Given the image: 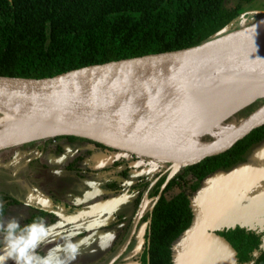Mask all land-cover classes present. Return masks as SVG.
<instances>
[{"label":"trees","instance_id":"trees-1","mask_svg":"<svg viewBox=\"0 0 264 264\" xmlns=\"http://www.w3.org/2000/svg\"><path fill=\"white\" fill-rule=\"evenodd\" d=\"M254 1L243 0V3L250 5ZM225 2L0 0V76L50 78L87 66L196 47L241 27L233 24L244 11L243 4L228 8ZM257 106L251 104L241 111L244 116L240 120L254 112ZM227 112L197 118L186 110L175 115L171 124L194 138L211 141L213 136L220 137L229 131L231 126L225 121L230 115ZM143 132L152 135L146 129L138 134L143 136ZM206 133L210 135L203 139ZM60 138L83 140L115 151L88 139L74 136L55 139ZM263 141L264 126H261L228 151L206 158L173 176L152 214L149 212L147 216L145 244L138 263L174 264L173 245L190 229L194 220L192 193L217 171L244 161L246 154ZM113 164L112 168H117L122 161ZM128 171L129 167L122 176ZM166 179L167 175H163L154 185V180L139 183L134 203L136 210L140 209L145 190L150 197H156ZM117 187L115 181L109 184V188ZM5 213L3 208L0 221ZM38 213V217L47 215L44 211ZM26 221L32 222L31 219ZM216 234L231 246L237 264H264L262 234L239 225L218 230Z\"/></svg>","mask_w":264,"mask_h":264},{"label":"rangeland","instance_id":"rangeland-1","mask_svg":"<svg viewBox=\"0 0 264 264\" xmlns=\"http://www.w3.org/2000/svg\"><path fill=\"white\" fill-rule=\"evenodd\" d=\"M241 4L244 11L233 26L243 27L249 25L248 23L255 18L264 16V0H255L250 5L243 3V0L225 2L228 8ZM240 98L228 96L221 99L222 101L215 99L197 102L191 106L190 111L205 115L211 109L231 108L232 105L229 104L232 102L229 101H237ZM192 99L194 98L190 97L186 103ZM247 101L249 99H245V102ZM260 101L253 104L256 103L257 107H260L264 100ZM241 111L228 118L226 124L233 126V122L240 121V117L244 116ZM209 135L210 133H206L202 138L207 139ZM55 140L58 142L53 143ZM59 141L60 139L55 138L43 139L0 149V193L18 196L20 200L23 199L40 209L43 207L36 204H42L41 201L46 199L48 204L42 205L50 212L65 210L67 206L75 208L67 213L61 211L66 218H55L50 221L49 215L41 216L46 224L54 226V231L37 249L38 253L44 255L48 249L63 245L70 237L74 243L86 240L81 247V255L72 264H140L138 258L145 244L147 216L155 197H150L145 190L140 209L133 215L134 226L131 228L132 224L128 228L129 232H126L127 227L123 228L120 223L113 224L125 210H128L126 205L132 206L133 200L137 197L139 183L154 180V185L161 176L169 175L171 164L132 154L102 150L82 141V149L69 160L84 154L92 158L93 163V155L101 153L107 157L100 168L103 170L100 174L93 175L95 169L93 164L88 168L85 163L79 164L76 161L73 164L76 170L69 173L66 169L69 160L66 163L60 162V159L50 156L49 151L41 157V145L47 143L49 148H57ZM33 151L31 159L34 160H27L28 153ZM120 156L122 164L112 168ZM18 160H22L21 171L16 170L19 163L14 164ZM128 167V174L122 176V172ZM83 172H86L83 178L87 180L83 182L84 184L78 180ZM179 172L177 171L175 175ZM75 176L77 180L74 179ZM112 181L116 182L118 188L123 189L122 196L113 195L109 191L108 183ZM75 183H79L78 187ZM192 205L194 210L192 226L173 245L174 264H237L233 249L216 232L238 225L262 234L264 246V141L254 146L246 154L244 161L221 169L205 179L199 189L192 193ZM34 211L23 205L8 206L5 217L12 218L10 215L14 212L16 219L23 226L28 224L26 220L33 221L34 215V218L38 217L39 213ZM6 218L2 220L5 223L8 220ZM4 250L3 236L0 235V254H3ZM6 264H15V261L10 259Z\"/></svg>","mask_w":264,"mask_h":264},{"label":"water","instance_id":"water-1","mask_svg":"<svg viewBox=\"0 0 264 264\" xmlns=\"http://www.w3.org/2000/svg\"><path fill=\"white\" fill-rule=\"evenodd\" d=\"M234 45L243 49L257 46L238 53L226 71L255 68L264 63V16L219 38L181 51L87 66L43 79L0 76V149L43 139L74 136L125 154L169 162L172 167L151 206L152 214L177 171L228 151L252 131L264 126V103L229 127L224 135L202 141L151 115L139 101L140 97L152 94L142 77L147 76L148 72L168 70L196 72L206 67L219 51ZM207 48L209 51L205 50ZM199 50L206 51L199 61L181 60ZM163 81L168 88V81ZM245 99L232 101L227 119L254 102L264 100V96L248 102ZM16 122L33 123L52 133L43 138L5 144L6 137L17 132L13 128ZM135 129L149 130L152 135L144 132L143 136L139 135ZM133 130L136 131L135 135L132 134ZM42 210L66 218L57 211ZM151 222L152 217L149 219L150 225ZM150 230L149 226V235ZM147 244L149 247V238Z\"/></svg>","mask_w":264,"mask_h":264},{"label":"bare ground","instance_id":"bare-ground-1","mask_svg":"<svg viewBox=\"0 0 264 264\" xmlns=\"http://www.w3.org/2000/svg\"><path fill=\"white\" fill-rule=\"evenodd\" d=\"M256 46L244 47V49L238 45L226 47L224 50L219 51L206 67L196 72L175 70L161 73L148 72L147 76L142 78L146 81L152 94L140 97L139 101L152 116L171 123L175 115L186 110L197 118H203L215 113L229 111L232 108L211 109L205 115H200L190 111L191 106L197 102L221 100L228 96L246 97L251 101L255 97L264 96V63L255 68L239 71L225 70L238 53ZM205 50L209 51V48ZM205 50L196 51L187 57H182L181 60L199 61L200 57L206 52ZM163 79L168 81V88H166ZM219 91H224L220 93L226 94H220ZM143 94H145V91H143ZM190 97L194 99L186 103ZM229 102H232V100ZM13 128L17 132L7 136L4 141L5 144L43 138L52 133L49 129L26 122H16L13 124ZM135 130L139 132V129ZM135 130L132 131L133 135H135Z\"/></svg>","mask_w":264,"mask_h":264},{"label":"clouds","instance_id":"clouds-1","mask_svg":"<svg viewBox=\"0 0 264 264\" xmlns=\"http://www.w3.org/2000/svg\"><path fill=\"white\" fill-rule=\"evenodd\" d=\"M41 203L47 205L48 201L45 199ZM3 208V202H0V210ZM53 231L54 226L46 224L42 217H36L23 226L15 217L9 218L6 223L0 221V235L5 245L4 253L0 254V264H6L10 259L15 264H72L81 255V247L86 240L74 243L69 237L63 245H57L40 255L37 249L52 236Z\"/></svg>","mask_w":264,"mask_h":264},{"label":"flooded vegetation","instance_id":"flooded-vegetation-1","mask_svg":"<svg viewBox=\"0 0 264 264\" xmlns=\"http://www.w3.org/2000/svg\"><path fill=\"white\" fill-rule=\"evenodd\" d=\"M227 120V119H226ZM225 120V121H226ZM59 140V139H58ZM82 141L83 140H69V139H67V138H60V141H59V143H58V146H57V148L56 147H50L49 148V144L47 145V143H45L44 145H41V150H42V154H41V157H43L44 155H45V153L47 152V151H49V154H50V156H52V157H56V158H58V159H60V162L61 161H64L65 163H66V161L67 160H69L70 159V157L71 156H74V154H76L78 151H80L81 149H82V145H83V143H82ZM56 142H58L57 140H55L53 143H56ZM83 142H87V141H83ZM90 142H88V144H89ZM94 145V144H93ZM96 146V145H95ZM97 147V146H96ZM100 148V147H99ZM52 149V150H51ZM100 149H102V150H106V149H103V148H100ZM114 150V149H113ZM107 151V150H106ZM116 152H117V150H115ZM32 153H34V151L33 152H29L28 153V156L30 157H28L27 158V160L28 159H31L32 158ZM81 156V155H80ZM75 157V158H73L71 161L69 160V162L68 163H66V169H67V171L70 173V171H75L76 169L74 168V163L77 161V163H79V164H84L85 163V165H88L87 167L89 168V165L90 164H93L94 165V168L95 169H98V170H95L94 169V172H93V175H97V174H100V172L103 170V169H100V168H102L101 167V165L103 164V162L105 161V160H107V157H106V155H101V153H95L94 155H93V163H92V158H90L88 155H84L83 154V156H81V157ZM88 156V157H87ZM35 157V156H34ZM121 158V156L118 158V160ZM31 160H34V159H31ZM30 160V161H31ZM86 161V162H85ZM120 161V160H119ZM17 163H19V167L18 168H16V170L17 171H21L22 170V160H18L17 162H15L14 164H17ZM30 163V162H29ZM27 164V163H26ZM129 164V163H128ZM8 165H12V164H8ZM84 165V166H85ZM7 166V165H6ZM2 167H4V165L2 166ZM106 170H107V168H106ZM105 170V171H106ZM104 171V172H105ZM89 172V171H88ZM129 172V171H128ZM85 174H86V172H83V175L81 176V177H79V181H82V182H80V183H82V184H84L83 182L84 181H87V180H85L83 177H85ZM77 175H79V174H77ZM70 176H71V174H70ZM74 179L75 180H77V177L75 176L74 177ZM112 182H114V181H112ZM111 183V182H110ZM110 183H108V188H109V184ZM78 184L79 183H75V185L78 187ZM76 189H78V188H76ZM109 191H111V193L113 194V195H117V196H122V192H123V189H121V187H117V188H109ZM0 197H2V199L0 200V202H3V204H4V208H5V211H6V213H7V208H8V206H15V207H21L22 205L23 206H28L30 209H32L34 212H40V211H44V210H42L43 208H44V206L42 205V204H36V205H39V206H41V207H43L42 209H40L39 207H34L32 204H29L28 202H25L23 199L22 200H20V198L18 197V196H11L10 194H5V193H0ZM136 197V196H135ZM137 197H138V193H137ZM137 197L133 200V202H132V206H130V204L129 205H126L127 206V208H128V210L126 211H124V214L123 215H121V216H119L118 217V219L115 221V223L113 224V225H115V224H117V223H120L121 225H123L122 227L124 228V227H127L126 228V232H129V227L133 224L132 223V220H133V215L135 214V212H137V210H136V208H135V206H134V203H135V200L137 199ZM151 209V208H150ZM73 210H75V208L74 207H69V206H67V207H65V210H60V211H58V210H56V211H58V213H61V211H63V212H65V213H67V212H71V211H73ZM1 211V210H0ZM44 212H46V211H44ZM6 213H5V215L2 217V219H1V221L3 220V219H5L6 217ZM47 213V212H46ZM15 214L16 213H12L10 216L11 217H15L16 218V216H15ZM62 214H64V213H62ZM47 215H49V220L51 221V220H55V218H59L58 216H56L55 214H51V213H47ZM18 216V215H17ZM22 217V215H20L19 216V218H21ZM10 217L8 216L6 219H9ZM133 226H134V224L132 225V227L131 228H133ZM125 230V229H124ZM140 257V256H139Z\"/></svg>","mask_w":264,"mask_h":264},{"label":"crops","instance_id":"crops-1","mask_svg":"<svg viewBox=\"0 0 264 264\" xmlns=\"http://www.w3.org/2000/svg\"><path fill=\"white\" fill-rule=\"evenodd\" d=\"M243 227V226H242ZM236 256V255H235Z\"/></svg>","mask_w":264,"mask_h":264}]
</instances>
